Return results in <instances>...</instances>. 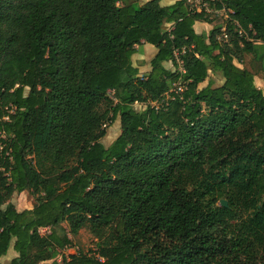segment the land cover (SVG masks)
<instances>
[{
    "label": "trees",
    "instance_id": "obj_1",
    "mask_svg": "<svg viewBox=\"0 0 264 264\" xmlns=\"http://www.w3.org/2000/svg\"><path fill=\"white\" fill-rule=\"evenodd\" d=\"M160 1L0 0L7 264H264V0ZM24 190L34 204L17 210ZM83 227L94 248L57 263Z\"/></svg>",
    "mask_w": 264,
    "mask_h": 264
},
{
    "label": "rangeland",
    "instance_id": "obj_2",
    "mask_svg": "<svg viewBox=\"0 0 264 264\" xmlns=\"http://www.w3.org/2000/svg\"><path fill=\"white\" fill-rule=\"evenodd\" d=\"M147 0H138L139 3H143ZM176 0H161L160 3L162 5H169L174 3ZM225 19V14L223 11H219L217 12V17L214 20V24H224V20ZM152 46V45H151ZM152 48H154L155 51V47L152 46ZM140 52L142 53V57H144L146 60L148 59V52H146V54L143 53L144 50L142 49V47L140 48ZM138 55V56H140ZM236 64L241 68L243 65L246 66L247 68L251 69L253 72L256 73L255 77H254V82L256 84V86H258L259 88H263V81H262V77L263 74L261 71H259V65L258 62L253 60L252 55L250 54H245L244 58H243V63L239 64L238 62H236ZM168 68H174L172 66V63H170L168 65ZM146 67H141L140 69V73L146 72ZM222 81L215 78V85L220 84ZM207 84V80H205L204 82H202L199 86L202 87L204 85ZM137 109H140V107L136 106ZM120 132V126H119V122L118 120H115L108 128H107V133L106 135L102 138V142L105 145H109L114 139L115 137L119 134ZM35 196H33L31 194V192L29 190H24L20 193H13V195L10 198V202H12L15 206V208L17 210H22V209H26V208H31L34 204V199ZM221 203V202H218ZM43 234V233H42ZM72 238V242L70 243L72 246H75L78 248V250L82 251V252H89V250L94 248V243H95V238L94 236L89 232V230L86 227H83L82 229H80L79 233ZM16 255V252L10 247L7 254L0 257V262L7 264L9 262V260ZM43 264H53L51 260L45 261L43 262Z\"/></svg>",
    "mask_w": 264,
    "mask_h": 264
},
{
    "label": "built area",
    "instance_id": "obj_3",
    "mask_svg": "<svg viewBox=\"0 0 264 264\" xmlns=\"http://www.w3.org/2000/svg\"><path fill=\"white\" fill-rule=\"evenodd\" d=\"M189 2H191L195 9L196 10H200L201 8H204L206 11H209V9L207 8V2L205 0H189ZM237 33L239 36H244V32L241 28H239L237 30ZM229 33L226 31V29L223 27L221 28V31L216 35V38L219 42H222V43H227L229 42ZM175 57H176V62L179 66V70H181L180 66H181V60L178 58V53L175 52ZM175 92L177 91H181L182 90V87H181V84L180 82H176L174 83V87L171 89ZM111 93V91H110ZM165 100V99H164ZM159 102H151V106L154 107L155 109L158 108V104ZM135 105H139L142 107L141 104H135ZM48 230L47 227H43V228H40L39 231L41 233H45L46 231ZM80 252V250H78L77 247L75 246H72L71 244L70 245H67L65 246L62 250H60V252L58 253V255L56 256L55 258V261L57 263H60L62 258H69L70 255H73V254H78Z\"/></svg>",
    "mask_w": 264,
    "mask_h": 264
},
{
    "label": "crops",
    "instance_id": "obj_4",
    "mask_svg": "<svg viewBox=\"0 0 264 264\" xmlns=\"http://www.w3.org/2000/svg\"><path fill=\"white\" fill-rule=\"evenodd\" d=\"M214 23H207V22H203V21H196L195 23H194V29H195V31L196 32H198V33H202V32H205V33H208V31L212 28V25H213ZM142 47V49L144 50V52L145 53H143V56H144V54H146V52H148V59L154 54V48H152V46L150 45V44H147V43H144V44H141L140 46H137V49H138V51L132 56V61H133V63L135 64L137 61H139V60H146L144 57H142L141 55H142V53L140 52V48ZM141 55H140V54ZM138 55H140V56H138ZM147 59V60H148ZM146 60V61H147ZM170 64V62H164V65H165V67H169L168 65ZM144 67H146V71H148L149 70V66H148V64H146V65H144Z\"/></svg>",
    "mask_w": 264,
    "mask_h": 264
},
{
    "label": "water",
    "instance_id": "obj_5",
    "mask_svg": "<svg viewBox=\"0 0 264 264\" xmlns=\"http://www.w3.org/2000/svg\"><path fill=\"white\" fill-rule=\"evenodd\" d=\"M220 202H221L222 205L226 206V201L220 200Z\"/></svg>",
    "mask_w": 264,
    "mask_h": 264
}]
</instances>
